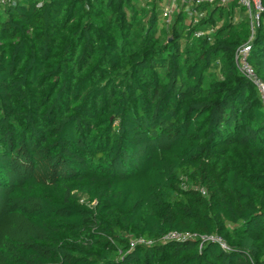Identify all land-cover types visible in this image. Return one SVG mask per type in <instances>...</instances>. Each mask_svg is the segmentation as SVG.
<instances>
[{"label": "trees", "instance_id": "16d2710c", "mask_svg": "<svg viewBox=\"0 0 264 264\" xmlns=\"http://www.w3.org/2000/svg\"><path fill=\"white\" fill-rule=\"evenodd\" d=\"M162 5L0 9V264H264L249 23L233 3L164 24ZM249 62L264 83V14Z\"/></svg>", "mask_w": 264, "mask_h": 264}, {"label": "built area", "instance_id": "2783aa9c", "mask_svg": "<svg viewBox=\"0 0 264 264\" xmlns=\"http://www.w3.org/2000/svg\"><path fill=\"white\" fill-rule=\"evenodd\" d=\"M25 0H0V9L3 7H6L8 5H15L19 2H22ZM235 3L239 9H241L245 15V17L248 19L250 31H251V38L250 40L238 48L235 54V61L237 68L239 72L250 81L251 84H253L261 97V102L264 105V83H262L258 76L256 75L255 71L253 70L252 66L249 62V55L251 52V42L254 37L255 31L260 27L262 22V16L264 14V5L262 0H169L168 4L163 6V19L165 21L170 19V16L173 11L178 10V8H183L190 4L192 11H189L186 13L188 16H193L194 14H197L198 12H201V9L206 6L211 7H227L230 4ZM195 10V12H194ZM204 12L200 13V17H203ZM213 32V31H212ZM209 32H197V37H202L207 34H210ZM189 235H178L175 233H172L166 237V240H176V241H183L186 239H189ZM191 239V238H190ZM203 242L211 241L220 243L219 239L215 238H207L203 237L201 238ZM152 243L148 242L144 239H138L133 242H131V248L136 247L137 245H143V246H150ZM221 247L224 250H228L227 247L224 244H221Z\"/></svg>", "mask_w": 264, "mask_h": 264}, {"label": "rangeland", "instance_id": "374dc122", "mask_svg": "<svg viewBox=\"0 0 264 264\" xmlns=\"http://www.w3.org/2000/svg\"><path fill=\"white\" fill-rule=\"evenodd\" d=\"M149 1L150 0H142V5H144L145 3H149ZM168 2H169V0H163V5L162 6H165V5H167L168 4ZM231 5V4H230ZM229 5V6H230ZM228 7V6H227ZM181 10H183V11H185V13H188L189 11H192L193 9L191 8V6H190V4H188L187 6H185V7H183V8H178V10H175V11H173L172 12V14H171V16H170V19L169 20H167V21H164L162 18L160 19L164 24H169V25H171L172 24V22H173V20H174V17H175V15L178 13V12H180ZM194 12H195V10H194ZM202 12V11H201ZM201 12H198L197 14H194L193 16H188L187 17V22H186V25H188V26H190V27H192V26H196L199 22H200V19L202 18V17H200V13ZM208 14V11L203 15V16H205V15H207ZM239 17L241 16V15H238ZM241 17H244V20L245 21H248V19L245 17V15H244V13H243V15L241 16ZM214 32V31H213ZM211 33H212V31H211ZM81 202L82 203H89V201H88V199L87 198H85V197H82V200H81Z\"/></svg>", "mask_w": 264, "mask_h": 264}]
</instances>
